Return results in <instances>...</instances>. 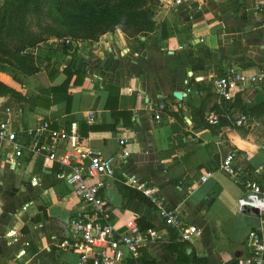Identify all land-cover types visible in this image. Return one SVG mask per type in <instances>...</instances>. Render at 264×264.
<instances>
[{"label":"crops","instance_id":"1","mask_svg":"<svg viewBox=\"0 0 264 264\" xmlns=\"http://www.w3.org/2000/svg\"><path fill=\"white\" fill-rule=\"evenodd\" d=\"M257 4L159 0L151 33L129 38L116 30L70 53L55 41L38 46L33 54L43 63L23 84L14 80V69L0 63V83L28 99L0 97V120L11 121L15 146L24 149L18 158L14 145L0 142V264H78L69 248V223L80 201L58 178L64 171L58 163L44 151H27L31 132L44 121L52 130L77 134L76 143L58 146L57 154L73 145L105 157L127 153L116 160L101 191L105 200L108 189L122 200L120 207L113 206L111 224L121 229L139 220L159 239L143 247L138 259L124 254L118 264L243 263L247 234L259 226L260 216L242 205V183L252 180L264 194V146L244 135L235 121L240 114L250 119L247 110L264 102V84L237 95L219 112L218 126L207 124L205 116L219 111L212 86L216 74L264 66V16ZM64 69L81 72L82 82L74 85L73 76L66 92H54L65 80ZM175 92L186 96L178 100ZM90 111L97 117L92 125ZM37 141L50 143L46 133ZM229 155L236 177L221 169ZM130 181L153 189L162 208L176 209L193 230L191 241H179L164 225L159 206L130 198L131 189L138 191ZM245 199L251 207L253 199Z\"/></svg>","mask_w":264,"mask_h":264},{"label":"built area","instance_id":"2","mask_svg":"<svg viewBox=\"0 0 264 264\" xmlns=\"http://www.w3.org/2000/svg\"><path fill=\"white\" fill-rule=\"evenodd\" d=\"M176 3L179 4L180 0H176ZM257 11L264 16V0H258ZM70 43V40L65 41V44ZM260 84H264V66L253 72L231 67L216 74L212 86L219 111H210L206 114L207 124L218 126L219 112L227 109V105L232 103L237 95ZM155 118L159 119L158 116ZM96 119V113L90 111L87 115L88 123L92 125ZM249 122L247 115H241L235 121V125L246 127ZM11 126L10 120H0V142L15 146L16 135ZM44 133L50 140L45 146L37 141V138L44 136ZM31 135L34 139L27 146V151L30 154L44 151L50 162L58 163L60 169L64 170L58 178L73 188L74 195L80 201L81 208L75 212L69 223L73 236L69 248L78 255V264H118L124 254L131 259H138L143 247L159 239L158 234L153 230L141 231L137 223L132 220L126 222L121 229L111 224L113 206L105 200L101 191L105 186V180L114 174L116 160L125 158L126 152L122 151L118 157H105L91 148L77 149L73 145L71 149L57 154L58 146L72 141L76 143L78 137L72 129L71 131L63 128L50 129L47 121L36 127ZM119 144L125 145V139L119 140ZM23 150V147H16L15 155L19 158ZM221 169L230 176H237L232 166L231 155L222 161ZM35 183L33 181V184ZM129 185L141 191L153 204L160 207L164 225L178 235L179 241H191L193 230L181 219L176 209L162 208L153 189H146L131 181ZM242 185L245 191L244 197L253 199L251 207L246 204L245 198L241 200L242 205L251 209L256 208L260 216L259 226L247 234L245 240L247 257L242 264H264V204H260L264 194L252 180H245Z\"/></svg>","mask_w":264,"mask_h":264},{"label":"trees","instance_id":"3","mask_svg":"<svg viewBox=\"0 0 264 264\" xmlns=\"http://www.w3.org/2000/svg\"><path fill=\"white\" fill-rule=\"evenodd\" d=\"M158 3L159 0H0V63L14 69V80L23 84L22 78L38 73L39 64L43 63L33 54L38 46L51 40L69 38L71 43L62 49L70 53L82 42L97 41L116 30L129 38L151 33L156 27L154 15ZM63 73L65 80L54 92H66L73 76V84H81V72L64 69ZM7 94L21 102H28V99L0 83V97ZM31 102L34 106L37 104L36 100ZM45 103L47 105L48 101ZM247 112L252 117L263 116L264 102ZM94 129L90 127V130ZM128 195L154 208L142 193L131 189ZM136 223L141 231L151 228L143 226L139 220Z\"/></svg>","mask_w":264,"mask_h":264},{"label":"rangeland","instance_id":"4","mask_svg":"<svg viewBox=\"0 0 264 264\" xmlns=\"http://www.w3.org/2000/svg\"><path fill=\"white\" fill-rule=\"evenodd\" d=\"M158 7V6H157ZM157 7L155 8V12L157 10ZM154 9V8H153ZM31 25H34L33 23ZM34 27V26H32ZM35 28V27H34ZM119 31V30H118ZM115 32V31H114ZM121 32V31H120ZM66 40H70L69 38H65L63 40H51V41H55L56 43H59L58 45L60 46H64V45H67V44H64ZM71 41V40H70ZM44 46H48V43L46 44H43ZM36 56V55H35ZM40 66V65H39ZM23 81L25 78H22ZM256 106V105H255ZM254 107V106H253ZM251 108V107H250ZM242 113L243 112H246L244 109L241 111ZM248 113V112H247ZM241 115V114H240ZM238 115V116H240ZM237 116V117H238ZM235 117V119L237 118ZM235 119H232L231 121V124L232 122H234ZM234 125V124H233ZM237 127V126H236ZM239 128V130H241V132L246 135V134H250L252 136V138L254 139V141L257 143V144H261L264 146V115L261 116V117H252L250 116V122L249 124L246 126V127H237Z\"/></svg>","mask_w":264,"mask_h":264},{"label":"water","instance_id":"5","mask_svg":"<svg viewBox=\"0 0 264 264\" xmlns=\"http://www.w3.org/2000/svg\"><path fill=\"white\" fill-rule=\"evenodd\" d=\"M185 96H186L185 94H181L178 92L173 93V97L178 100H181ZM106 198H107V202L111 204L112 206L120 207L122 205L121 198L112 189H108L106 191ZM249 212L254 215L258 214V210L256 208L250 209Z\"/></svg>","mask_w":264,"mask_h":264}]
</instances>
